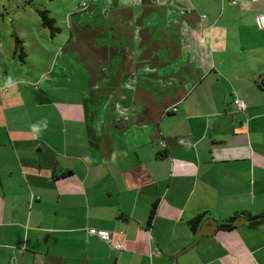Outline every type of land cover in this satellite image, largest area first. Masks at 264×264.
Wrapping results in <instances>:
<instances>
[{
	"label": "crops",
	"instance_id": "obj_1",
	"mask_svg": "<svg viewBox=\"0 0 264 264\" xmlns=\"http://www.w3.org/2000/svg\"><path fill=\"white\" fill-rule=\"evenodd\" d=\"M164 1H95V11H118L109 31L122 52L97 65L96 86H74L73 105L41 76L27 83L31 102L21 84L10 94L0 85V264H264V224L250 218L264 215V65H218L213 51L204 62L207 43L222 50V35L206 31L218 18ZM229 1L254 13L258 33L246 39L264 48L255 24L264 0ZM149 7L154 19L141 28ZM132 85L150 87L151 99L133 97ZM198 216V232L207 220L218 228L184 251ZM231 218L249 222L222 230Z\"/></svg>",
	"mask_w": 264,
	"mask_h": 264
},
{
	"label": "rangeland",
	"instance_id": "obj_2",
	"mask_svg": "<svg viewBox=\"0 0 264 264\" xmlns=\"http://www.w3.org/2000/svg\"><path fill=\"white\" fill-rule=\"evenodd\" d=\"M95 1H106L110 4L119 0H93L89 5L83 4L84 0H0V85L2 88L9 86L10 94L16 90L14 85L21 84L22 95L31 102L27 83L39 84L35 79L41 76L44 85H50L52 93L57 95L55 100L62 101L66 97L68 103L73 105L75 96L79 93L73 89L74 86L81 83L80 81L95 85L99 79L105 78L101 77L100 72L95 71L98 68L97 65L105 64L107 61L112 64L118 63V54L122 52L117 45L120 42L112 41L117 35L112 30L109 31V28L113 29L112 23L114 24L118 11L115 9L108 11L109 9H106L108 7L101 6L102 4L98 11H95L93 8ZM124 1L127 4H134L138 0ZM153 1L160 2L162 7L168 4L164 0ZM209 1L212 3L209 4ZM186 2L197 11L201 6L203 15L217 17L219 21L213 29L207 28L208 21L203 25V28H207L209 35H222L219 41L221 43L219 48L222 50H217L218 45L215 40L207 43L205 49L196 47L197 51L203 49L198 55L204 62L207 55L212 57L213 51L214 63L218 65L224 59L225 65L241 66L248 73L252 68L264 65V48L259 44L254 49L251 41L246 39V35L250 36L258 32L252 26L251 16L254 13L243 8V1H239L238 5H232L229 0H186ZM120 3L121 1L118 4ZM112 5L114 4H110ZM115 6L117 4L112 8ZM169 6L166 7L170 8ZM37 9L48 10L50 17L56 20V26L63 29L55 38L51 37V31L48 28L43 27ZM154 10L152 7L144 8L143 20H138L136 24L141 28L149 26L150 21L154 19V17L150 19L151 12ZM133 22L135 24V21ZM152 27L154 24H151L149 28ZM189 31L194 32L191 28ZM16 38L23 41L25 57H21V51L16 50ZM254 44H257L256 40ZM241 46L244 48L241 50L244 53L240 54L237 52H240L238 48ZM103 52L107 55L110 53L111 60L105 58ZM116 65L112 66L111 76L119 82L121 76L118 75L119 68L118 64ZM137 86L139 85L130 87L134 93L133 97L145 95L144 91H147L146 97L151 99L150 87L142 85L137 88ZM61 89L65 90L63 94ZM148 99L147 102L150 101ZM138 100V105H134L137 111L146 103L142 98Z\"/></svg>",
	"mask_w": 264,
	"mask_h": 264
},
{
	"label": "trees",
	"instance_id": "obj_3",
	"mask_svg": "<svg viewBox=\"0 0 264 264\" xmlns=\"http://www.w3.org/2000/svg\"><path fill=\"white\" fill-rule=\"evenodd\" d=\"M84 1L85 2L83 4H87V3L92 2L93 0H84ZM37 13L39 14V16L42 20L43 27L48 28L51 31V37L52 38H55L57 34H60L62 32L63 29L59 26H56V20L54 18L50 17V13L48 10L37 9ZM16 44H17L16 50L17 51L20 50L21 51V57H25L26 54L23 50L24 49L23 41L19 38H16ZM258 87L260 89L262 88V86H260V85H258ZM154 215H155V209L152 211L150 222L153 221ZM201 218H202V216H198L197 218L190 221L191 229L195 235L198 233V229H199L200 225L202 224ZM250 218L252 220V225L264 224V215L259 216V217H250ZM235 219L236 218H231L230 220L223 223L220 226V228L222 230H226V231L234 229L235 227H234L233 223H234Z\"/></svg>",
	"mask_w": 264,
	"mask_h": 264
},
{
	"label": "built area",
	"instance_id": "obj_4",
	"mask_svg": "<svg viewBox=\"0 0 264 264\" xmlns=\"http://www.w3.org/2000/svg\"><path fill=\"white\" fill-rule=\"evenodd\" d=\"M233 3L235 4L236 1L233 0ZM255 24H256V27L259 29V30H264V12L260 15H258L256 18H255ZM5 91H7V89H4ZM235 104L238 105V106H241V101L239 99H237L235 101ZM176 110V109H174ZM90 234L92 236H96L100 239H103V240H109L110 237H111V232L108 231V230H104V229H97V228H91L90 230ZM124 232H121L120 234L123 235ZM114 248L117 250V251H121V250H124V247L122 244H115L114 245Z\"/></svg>",
	"mask_w": 264,
	"mask_h": 264
},
{
	"label": "water",
	"instance_id": "obj_5",
	"mask_svg": "<svg viewBox=\"0 0 264 264\" xmlns=\"http://www.w3.org/2000/svg\"><path fill=\"white\" fill-rule=\"evenodd\" d=\"M260 85H262V87H264V75L261 77V80H260ZM249 221H247L246 219L244 218H240V219H237L235 222H234V226H240L244 223H247ZM214 225L215 228L213 229V231H211L210 233L207 232V228ZM218 228V224L214 221V220H207L206 222H204V224L202 225V228L200 229V231L198 232L197 234V237L196 239L188 246L184 249V251H187L189 250L190 248H192L193 246H195L200 238L202 236H205V235H211L212 232H214V230H216ZM177 257L175 256V261H176Z\"/></svg>",
	"mask_w": 264,
	"mask_h": 264
}]
</instances>
